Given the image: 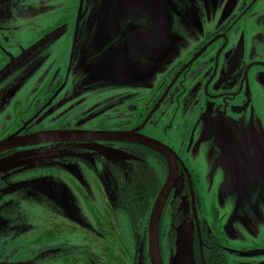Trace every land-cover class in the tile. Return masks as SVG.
<instances>
[{
	"label": "flooded vegetation",
	"instance_id": "obj_1",
	"mask_svg": "<svg viewBox=\"0 0 264 264\" xmlns=\"http://www.w3.org/2000/svg\"><path fill=\"white\" fill-rule=\"evenodd\" d=\"M46 1L51 3L55 0ZM92 3L93 1L90 4ZM23 5L22 0H0V14L3 15V20L0 21V37L10 30L14 32L19 29L8 21L11 18L6 11L18 15L19 20L16 22L21 23L25 14H29L32 19L34 13H38L34 19L37 20L35 28L36 32L42 33L38 39L31 40L32 42L26 40L22 43L21 38H18V43H0L5 68L21 58L13 68L15 69L28 57L49 45L58 35L51 32L56 30L55 27L48 29L53 22L52 6ZM20 8H26V12L20 13ZM183 8L202 10L203 19H197L196 29L203 25L206 32L200 40L196 36L192 38V43L179 60L175 59L170 71H166L165 77L159 81L155 90L137 93L126 91L119 97L102 98L86 105L74 117L67 118V112L63 111L56 119L63 118L64 121L53 128L55 132H133L137 136L154 140L173 152L176 168L160 206L155 229L156 243H153V247L150 246L149 220L154 202L168 180L170 160L139 143L135 137L109 140L85 135L46 142L43 152L38 151L49 158L57 157L56 160H60L61 166L69 165L70 162L88 163V169L80 172L77 182L67 178L64 173L61 174L60 168L54 166L55 162L48 161L47 164L35 167L23 166L21 163L25 165L26 161L16 159L10 173L37 169L32 173L33 177L46 178L44 182L34 181V191L40 192L37 204L43 199L41 196L46 195L51 201L57 202L58 211L47 215L48 244L34 252L20 249L19 245H24L19 237L21 223L19 218L9 214L11 218L0 223V262H12V257L21 254L26 258L15 262L264 264V260H256L250 256L258 253L249 252L251 249H248L250 246L246 242L248 236L244 238L239 234L248 233L246 229L237 227V232L232 233L226 227L227 234H224L221 226H216L210 216V210L211 214L214 213L213 206L210 198L206 197L210 194L211 187L220 184L219 178L211 180L209 169L227 168L220 161L216 163L221 152L216 137L221 136L220 132L223 133V130L227 132L225 136L234 140L229 143L230 147H243L240 155L251 158L243 161V167L256 169L252 154L258 150L257 140L262 136L251 140L253 142L248 144L250 148L246 146L247 151L244 147L245 141L242 140H247L245 135H248L249 130H243L235 123H229V127L224 129L220 121L215 123L213 116L216 113L221 114L222 118L228 114L234 116L235 109L252 105L250 100L244 105L241 104L244 95L255 92L258 94L262 87L259 77L264 75V0H177V15ZM172 13L168 8V14L172 16ZM16 33L21 36V30ZM5 40L13 41L8 37ZM22 44L28 45L24 47ZM63 54L56 52L55 56L61 57ZM41 63L42 60L37 62L38 65ZM51 66V61L46 63L40 76L43 74L45 77L52 69ZM12 70L2 74H8ZM61 77L60 67L46 83V93H52L50 100L41 103L39 97L36 100L39 105L33 114V109L25 111L24 114L20 111L12 119L13 122H10V130L0 134V141L48 131L45 129H49L54 119L37 118L59 96L60 90L56 92L53 88L58 89L62 85ZM132 100L141 101V106L132 104ZM77 103L83 104V101ZM256 104H262L259 95L254 97L253 105ZM10 119L11 117L8 120ZM39 121L45 122L47 128L39 130ZM2 129L6 130L5 124ZM195 129H199L200 133L196 134ZM207 138H210L211 144H204ZM37 145L30 144L1 151L0 160L14 154L23 157L30 149L36 152ZM215 150L219 152L218 157H213ZM71 169L73 168L68 169L69 174L76 177L77 173ZM202 169L208 171L203 175ZM7 174L6 171L0 173V181H4ZM91 174L94 179L89 180ZM51 181L57 184L53 187ZM3 186L4 183H0V188ZM61 187L69 188L67 190L79 199L84 208L83 214H80V210L79 215L71 213L61 203L55 192ZM71 204L76 205L75 199L71 200ZM70 226H74V229ZM15 232L17 242L13 244ZM35 244L37 245L36 240Z\"/></svg>",
	"mask_w": 264,
	"mask_h": 264
},
{
	"label": "rangeland",
	"instance_id": "obj_2",
	"mask_svg": "<svg viewBox=\"0 0 264 264\" xmlns=\"http://www.w3.org/2000/svg\"><path fill=\"white\" fill-rule=\"evenodd\" d=\"M22 1L23 6L41 7L40 5H44L43 7H47L48 4L52 6L54 8L53 15H51L53 22L48 29L55 27L56 30L53 29L51 32L58 35L49 45L28 57L8 74H2L6 68L3 65L5 59L0 51V134L10 130V122L20 111L24 114L25 111L33 109L32 114L35 113L36 107L39 105L36 100L39 97L41 103L50 100L52 93L50 91L46 93V83L60 67L63 76L61 77L63 78V81L61 79L62 85L58 89L53 88L56 92L60 90V94L37 118V120L54 119V121L49 129H45L48 131L39 133L55 132L53 128L64 121L63 118L56 119L62 115L63 111L67 112V118L74 117L77 112L83 111L82 109L87 107L86 105L102 98L119 97L126 91L137 93L155 90L159 81L161 82L165 77L166 71H170L175 59L179 60L188 45L192 43V38L196 36V39L200 40L203 33L206 32L203 25L196 29L197 19L201 21L203 19L202 10L183 8L182 12L177 15V0H168L167 6L173 13L171 16L166 10V20L160 24L159 28L153 27L147 18L138 17L136 14L124 17L116 15L118 0H55L51 3L46 0ZM91 1H93L92 4H90ZM63 7L66 9H62ZM89 7H94V9H88ZM25 9L20 8L19 12H26ZM6 12L11 18L8 20L11 25L18 26V30H21V36L17 35L18 30L14 32L10 30L0 37L1 44L15 43L18 38H21L22 43L26 40V42H32L31 40L39 38L38 36L42 32H36L35 23L37 20H34L38 13H34L32 19L29 14H25L21 20L23 24L16 22L19 20L18 15L12 14L10 11ZM2 20L3 15L0 14V21ZM115 30L116 34H114ZM34 32H36L35 35ZM6 37L12 38L13 41L5 40ZM132 40L142 42L141 45H138L141 50L131 45L135 44ZM27 45L22 44L24 47ZM121 49H124L125 53L120 51ZM56 52L64 54L57 57L55 56ZM188 55L190 53L186 54V56ZM39 60H42L40 65L37 64ZM50 61L52 69L47 75L45 72V77L42 76L43 74L40 76L44 65ZM260 83L262 87L259 88L258 94L256 92L252 95L248 93L244 95L241 102L244 105L250 100L252 105L246 104L247 106L235 109L234 116L228 114L222 118L221 114L216 113L213 116L215 123L220 121L224 129L229 127V123H235L243 130H249L248 135H245L249 141L257 140L259 134L264 140V75L259 77ZM258 95L261 96L262 104L253 105L254 97L256 98ZM141 98L145 97L141 96ZM77 101H83V104H79ZM132 101L134 102L132 104L141 106V101ZM10 117L11 119L8 120ZM39 123H41V126H37L39 130L47 128L45 122L39 121ZM4 124L5 131L2 129ZM195 130L196 134L200 133L199 129ZM226 134L227 132L223 130L222 136ZM209 140L210 138H207L204 144L210 143ZM43 148H45L44 143H38L35 147L36 152L30 149L29 153L23 157H17L14 154L0 160V173L5 171L8 173L6 178L4 177V181H0V183H4V186L0 188V223L9 220L11 218L9 214L19 218L21 223L19 237H21V243L24 244L19 243V246L21 250L30 252H34L35 249L37 251L40 249L39 247L48 244L46 232L49 217L47 215L58 211L57 202L51 201L45 195L41 196L43 199L37 204L40 192L34 191V181L44 182L46 178L44 176L33 177L32 173L37 169H23L10 173L11 167H14L17 162L16 159H19L18 161L24 159L26 162L25 165L21 163L23 166L35 167L47 164L48 161L55 162L54 166L60 168L61 174L64 173L67 178L75 182L79 181L80 172L83 169H88L86 162L84 164L70 162L69 165L61 166L60 160H56L57 157L49 158L43 154ZM41 150L42 152L39 153L38 151ZM212 154L213 157L219 156L217 150ZM192 155H194L193 151ZM218 162L217 159L216 163ZM233 164L235 168L224 165L227 168L209 169L211 180L219 178L220 183L218 186L211 187L210 194L206 196L210 198V203L213 206L214 213L211 214L210 210V216L217 224L216 226H221L224 234L225 232L227 234L226 227L232 233L237 232V227L246 229L248 233L239 234L244 238L248 236L246 242L250 246L248 249H251L248 251L258 253L250 256L256 260H264V173L260 174L255 169H245L241 161L237 159H233ZM70 168H73L71 170L77 173L76 177L69 174L68 169ZM206 171L208 169L201 170L203 175ZM92 179L94 176L91 174L89 180ZM51 183L53 187L57 184L54 181ZM57 189L55 190L56 195L69 212L79 215L80 210V214H83L84 208L74 193L67 190L69 188ZM74 199L76 205L71 204V200ZM70 227L74 229V226ZM12 241L13 244L17 242V235ZM24 257V255L18 254L12 257L11 263H18L15 261L22 260Z\"/></svg>",
	"mask_w": 264,
	"mask_h": 264
},
{
	"label": "water",
	"instance_id": "obj_3",
	"mask_svg": "<svg viewBox=\"0 0 264 264\" xmlns=\"http://www.w3.org/2000/svg\"><path fill=\"white\" fill-rule=\"evenodd\" d=\"M168 0H118L116 5L115 14L118 16H125L130 14H136L138 17L147 18L152 24L153 27H161L160 24L163 23V21L166 20V10L168 11L167 6ZM156 28V29H158ZM117 31L115 30L114 34H116ZM109 39V38H108ZM107 39V40H108ZM133 41V40H132ZM135 44H131L134 46V48L140 49L138 45H141L142 42L139 41H133ZM141 50V49H140ZM120 51H123L125 53L124 49H121ZM130 54V53H129ZM21 60V58L14 61V63H10V65L5 69V73L12 70L15 65ZM219 133V132H218ZM223 134L222 132H220ZM99 136L101 138H106L109 140H126L135 137L134 139L139 140V143L157 151L162 156H165L167 160L169 159L171 162V169L169 172V177L167 182L164 184L163 188L159 192L154 205L152 209V213L149 220V243L150 246L153 247V243H156L155 238V229L157 224V218L160 210L161 203L167 193V189L169 187V184L174 176L175 173V162H174V154L173 152L167 148L166 146L154 141L147 139L142 136H137L133 132L130 133H116V132H105V133H91V132H52V133H38L34 134L28 137H13L8 138L6 140H3L0 142V152L24 145H30V144H38V143H46V142H52V141H58V140H66V139H72V138H78L83 136ZM261 137V134H259ZM219 144L220 149V158L219 161L223 165L231 166L233 164V159L240 160L242 165L243 161L247 159V155H240L242 149L240 146L234 147L229 145V143H233V139H229L227 136H218L216 137ZM99 139V138H98ZM245 141V149L248 144H250L251 141L242 140ZM258 150H256L252 156L254 158V166L255 170L258 173H264V140L262 138L258 140ZM249 147V146H248ZM250 148V147H249ZM255 149V147H254ZM251 156V155H249ZM251 156V157H252ZM251 159V158H249ZM247 159V160H249ZM245 169H249L245 167ZM0 264H35L34 262H18V263H11V262H0Z\"/></svg>",
	"mask_w": 264,
	"mask_h": 264
}]
</instances>
